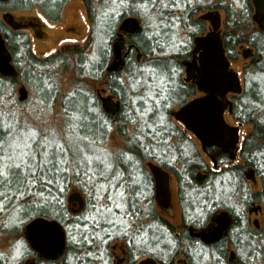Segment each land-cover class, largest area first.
<instances>
[{
	"label": "trees",
	"instance_id": "obj_1",
	"mask_svg": "<svg viewBox=\"0 0 264 264\" xmlns=\"http://www.w3.org/2000/svg\"><path fill=\"white\" fill-rule=\"evenodd\" d=\"M35 1L41 3V1L44 0H33L32 2ZM95 1L103 2V4H105L104 9H108V2H110V0H84L86 10H88L89 19L94 26L98 24L97 19H99L97 16L95 17L97 6L96 3H94ZM175 1H177L178 5L173 6L174 0H172L168 3L169 7L164 9L163 16L169 18V21L174 20L175 17L172 18V16H168L165 12L178 10L175 20L176 24H181L184 28L186 27V24L188 25L190 23V29L194 30L193 33L197 32L196 34L200 33L201 30L206 29L204 28L202 17L199 19L197 18L200 21H195L191 18L194 15H191L193 7H189L188 5L187 8L185 6H183L184 8L182 7V1H185L186 4H188L191 0ZM235 1H238V3L232 2L234 3L231 5L232 8L231 6L225 8L226 17L223 39L227 55L231 61L236 62L238 60L236 49L239 46H249L254 52L251 51L254 55L251 64H254L253 66L255 67L257 66V72L261 71L264 73V57H261V55L264 54V31H258L255 29L251 31L250 35H243L242 31H250L252 29V24H254L251 18L253 7L251 0ZM12 2L10 4L0 2V10L2 11L4 8L14 9L21 4L18 0H15L14 3ZM56 2L57 0H48L46 4L53 3L52 8H54ZM136 2L140 3V0H132L130 3H134V5H132L133 7H130L133 10L126 8L120 9L122 11L120 16H118V14L114 15L113 12L112 15H110L111 12L105 13L104 11V13H102V16L100 17V25L97 26H102L104 30L101 32L97 31V35H100L103 39H108L109 43H106L105 49L100 47L97 51L98 53L95 51V53H93L91 50V46H93L94 42V37L91 36L85 44H65L57 53L43 58L39 57L33 52L29 34L22 31L15 32L3 22L0 17V32L3 34L2 37H4L6 41L9 50L8 53H11L10 55L14 58V64L18 70L17 73L19 74L17 78H7L0 74V144H3L9 139L7 137L8 134L6 129L8 125H14L13 121H15V118L12 119V117L13 114H15L13 113V110H17L15 109V106L18 107V104H22L26 101L22 100L20 90L24 88L27 92V89H32L33 93L38 95V99L41 100L40 106L44 111L52 112L53 108L58 105L60 106V109H62L63 114L68 118V124L66 125L65 130L66 135L58 134L55 138L57 143L65 144L67 147L66 142L69 137L75 139L77 136H84L87 137V139L80 142L81 147L85 145L88 146V149L85 147L84 151H88L92 149V147L97 149L102 143L107 142L110 137V132L112 133V131L115 130L116 132L114 131L113 133L118 136L119 145H121V142L122 144L124 141L126 142L125 146L120 150L121 155L117 154V157L114 160L118 169L122 170L123 167L124 172L122 173H124V176L126 175L124 179L125 181L128 177L126 170L132 165L134 160L139 162L152 160L160 164L163 168L174 173L179 188L181 187L180 174L183 175V178H185L190 184L195 183L197 186L203 188L205 184L202 185V183L204 180H207L206 176L195 173L201 168L209 169L207 162L202 166L198 163L194 166L189 164L187 159L183 162L182 157H179V160L182 161L184 167L178 172L174 166L170 167L157 159L161 154L165 153L169 155V153L173 151V149H171L173 148V143L170 142L172 138L169 140L168 144V137L172 136L174 139H179L178 137H183V134L180 132L171 136H168L167 133L163 134L164 130L161 126L160 128L157 126V120H153L152 116H150L152 113L149 115L151 117L150 120L148 119V116H145L148 120L149 126L146 130L149 129L148 131L151 135V137L147 139L152 140L145 142V144L148 145V149L142 147L143 138L139 133L136 134L139 137L128 139L129 136H131H127V129L129 126H138L141 124V118L134 111V107L139 109V106H141V109L144 108L140 101L135 102L138 104L135 106L133 100L129 98L126 90L128 91L130 86L141 85L142 88L144 87L143 85L155 84L156 81L153 80V76L165 81V91L168 99L165 100L162 95L163 105L156 103L153 106L150 103L149 106L153 107L155 114L158 112L161 115L162 112L164 114L162 117L167 119V124L171 122L170 109L185 104L196 93V87L192 84H184L181 80L182 76L179 73L180 71L178 72L177 70H181V68L184 69L183 61L191 57L190 48L188 47L187 50L183 48L184 52L182 51V53L176 55V58L172 60L164 57L156 58V55L154 56V54L162 53L163 48L161 45L156 44L157 41H155V39H157V37L146 35L147 30L144 28L143 24H141V30H137L127 35V42L131 44V47L134 50L133 54L128 57L124 68L122 70L111 72L108 70L110 61L114 55L113 46L117 43L115 40L118 37L120 39L124 37L123 32L125 31L120 30L121 22H123L122 20L128 16H138V12L135 11ZM44 7V9H47L50 18L54 17L52 18L53 20L59 18L58 13L53 12L49 14L50 10L46 8V6ZM117 19L120 21L119 24L115 22ZM193 37L194 35L192 38ZM137 51H140L143 56L146 57L147 64L137 60ZM248 68L249 66L246 67V70H248ZM173 69L175 71H173ZM172 72H174L173 75L175 78L170 81ZM67 73H71L76 77V85L69 92L62 93L59 85V77ZM18 87H20L18 90L20 97L19 100H16L15 95ZM85 93H88V95ZM141 93L144 95L145 92ZM256 93L257 91L252 87H250L247 92V94H251L250 96L252 98H255ZM244 100V97L235 100L239 121L243 122L245 125L251 123L254 124L251 133L248 136L245 135L242 140L240 157L246 162V165L242 167H228L225 170L231 172L232 169H237L238 174L241 176H243L245 168L257 169L264 167V108L259 114L252 104H245ZM117 102L120 104L117 113H114L105 107V104L114 105L115 111L117 110ZM252 102L254 103L255 101ZM257 102L261 101L259 100ZM263 104L261 103L257 105ZM141 109H139L140 113H142ZM258 114L260 119L257 118ZM8 115H12V117L10 118ZM261 121L263 123H261ZM5 151L8 150L5 149ZM145 151H147V153ZM153 152H156L159 156H154ZM67 155L68 158H70L71 151H69ZM173 158L174 157L170 156L168 160H172ZM124 162H127L128 164L126 165ZM91 167H93L95 172L89 175L82 171L83 168L81 166L78 169L72 168L63 174H57V182L45 186L41 195L35 194L41 191L38 187H30L28 193L25 195L17 193L15 191V186L11 189H0V191H8L10 197L13 195L15 196V199H3L0 201V203H5V201L8 200L6 204L7 206L4 204V214L2 216L3 221H0V230L2 233L23 237L28 242L25 234V226L29 221L38 217L48 220L57 219L64 226H69L70 229L73 228L71 229L73 232H76L73 238L69 237L68 253L62 263H58L56 260L43 259L28 242V245H30L31 248L29 247L28 253L24 255L28 260H25L24 263L21 262V264H118L117 261H115L116 255H112L106 251L103 253L105 256L103 255L104 257H101L99 254L95 255L94 252L99 249V247L95 248L99 237H101L102 241L107 240V244L110 242V233H112L111 227L113 228V226L106 223V220L121 214L124 210L113 209L111 212L104 211L106 207L111 208L112 205L115 206V203H112L106 194V192L112 189V187H109V185L104 183L103 178H105V176L100 174L103 170V164L101 165L94 161ZM87 168H90V166H87ZM98 169L100 170V173L98 172ZM144 170H147L146 166H144ZM77 171L79 172V175H76ZM49 175L52 174L49 173ZM128 182L129 181L127 180L126 186H131L128 185ZM128 188L130 191V197L127 212L130 215L125 212V219L131 222L133 230L128 231L125 234L128 243L123 241V244L120 246L127 250V253L129 254L128 259L123 264H136L140 258L138 255H135L136 257H134L130 246L136 244L133 238L135 234H144L146 232L147 226L144 222L145 219H149L150 217L154 222L166 225L169 229L167 233L171 236L174 233V229L169 226L167 221H162L160 218L157 219V214L152 209L155 203H153L151 199H149V203H146L147 207H149L147 213L140 212L141 203H138L135 200L133 194L135 188ZM72 189L74 191H71ZM183 190L184 189L180 188V192H183L180 194L181 198L185 193ZM101 196L104 198L100 200L102 203H96L97 198H100ZM200 201H204V203H193L197 202V199L191 202L188 200L187 203H192L191 206L194 205V207L202 209L206 204L205 201L208 202L209 200L207 197H202L201 200L200 197ZM76 202L79 203V207H76L74 204ZM8 203H12L11 206L8 205ZM69 203L72 204V208L69 206ZM14 205L18 206V213L20 214L21 222L18 225L11 224L13 227L10 228V224L8 220H6L7 218L4 219V215H10V211L14 210ZM98 205H101L99 210L103 213V216L96 218L94 212ZM150 208L153 210L152 215ZM203 211L204 214L207 213L205 210ZM25 222L27 223L25 224ZM183 224V238L184 240L190 239L189 226L187 225L192 224V226H196L197 224L194 221H191L190 223L184 222ZM246 229L247 231L252 232L249 227ZM117 232H119V230ZM146 233L150 234L151 231L147 230ZM154 237H156V239L158 238L157 236ZM255 240L257 241H254L257 246L255 248L257 249L252 254H248L246 260H243L241 257L236 258L235 256H232L236 255V252L232 248V244H227L228 239L225 243L222 242L220 244L217 249V254L221 258L223 257L228 264H262L264 259V248L262 247L260 240L264 245V233H260ZM156 241L157 240L154 242ZM194 243L191 245L194 246ZM146 252L140 253L139 256L152 255L160 263L167 264L153 253ZM184 254L185 257H187L188 254ZM257 258H259L260 263L256 260ZM70 259L71 261L69 263ZM103 259H105V262H100L103 261ZM5 262V257L1 256L0 264H7Z\"/></svg>",
	"mask_w": 264,
	"mask_h": 264
},
{
	"label": "rangeland",
	"instance_id": "obj_2",
	"mask_svg": "<svg viewBox=\"0 0 264 264\" xmlns=\"http://www.w3.org/2000/svg\"><path fill=\"white\" fill-rule=\"evenodd\" d=\"M131 1L132 0H122V1L110 0V2H108L109 3L108 9L107 8L104 9L105 4H103V2L95 1L94 3H96L97 5L96 11H95V17L97 16L99 18L97 19L98 21L97 25H100V21H101L100 17L102 16V13H104V11L105 13L111 12L110 15H112V12H113L114 15L118 14V16H120L122 14V11L120 9H123V8L131 9L130 7H133L132 5H134V3L130 4ZM171 1L172 0H156V8L153 9L151 8V5H150V12L148 14H145L143 10L141 8H138L137 6L144 4V3H149V0H140V3L139 2L135 3L136 8L134 7L135 11L138 12L137 19L141 21V24H143V26L147 30L146 35L157 37V39H155V41H157L156 44L161 45L163 48L162 53H155L154 56L156 55L155 56L156 58L158 57L169 58L170 60L176 58V55H178L179 53H182V51L184 52L182 48L183 44L191 42L192 33L194 32L193 29H190L191 28L190 23L188 25L186 24V27L184 28L181 26V24H176L175 20H176V14L178 10L165 12L166 14H168V16H172V18L175 17V19L169 21V18L163 16L164 20L167 21V23L165 25H162L159 28L156 27V24L159 23L158 19H149V15L153 17H156L157 13L164 15L163 13L164 8H162V4H168ZM232 2L238 3V1H235V0H191L188 4H186L185 1H182V7L185 6L187 8V5L189 7H193L191 15L192 14L194 15L192 17L190 15V17L195 21H200L198 19L201 18V12L204 11L205 13L208 10L210 11L212 10V12H216L219 14L220 20L224 23L225 17H226L225 8L233 5L234 3ZM251 3L253 5L252 7L255 9L253 1ZM173 4L178 5L177 1L175 0ZM213 10H216V11H213ZM43 11L46 12L45 9H43ZM62 12H63L62 18L58 22H50L49 20L46 19L47 24H45V27L43 26V28H45V33H46V36L44 38L33 37L32 34H30V36H32L31 43L34 48L33 51H36L34 52L36 55L42 58L47 57V55L49 54L50 55L55 54L56 53L55 51L60 49L63 45L74 44L77 41L81 42L79 44H85L90 39L91 36L94 37L93 46H91V50L93 53L95 52L98 53L97 51L100 47H103L102 49L106 48V43H109L108 39H103L101 38L100 35H97V31L101 32L102 30H104V28L102 26H97V25L94 26V24L89 19L88 10H86V7L83 2L78 1V0H72L64 7ZM11 14L16 16L15 17L16 20H18L17 18L19 17H20L19 19L22 18V19H33V20L35 19V17L37 19L45 18V15L42 13V11L38 10L37 7L34 9V11L33 10H29L25 12L11 11L9 15ZM202 19H203L202 21H204V28L208 30L209 29L208 25L210 24L209 20L205 18H202ZM42 21H45V20L42 19ZM115 22L119 24L120 21L117 19ZM185 23H188V22H185ZM63 26L65 28H63ZM257 27H258L257 25L252 24V29L250 31L248 32L242 31V33L243 35L245 34L250 35L251 31L257 29ZM247 49L245 47L244 48L238 47L236 49V55L238 57V60L236 62L234 61L235 63L232 62V65L236 71L238 72L243 71L247 73L245 74V79L243 80L244 82L242 83L241 93L243 94V97L245 99L244 100L245 104L246 103L252 104L254 108L260 114V111H262L264 108V104H263L264 103L263 101L264 100V73H262L261 71L257 72V66L255 67L253 66L254 64H251L252 62L251 58L246 59L245 57L243 58L241 54H239L241 53L242 50H247ZM140 55H141L142 62L145 64L146 57H144L142 53ZM261 57H264V54L261 55ZM247 66H249L248 70H246ZM177 70L178 72L180 71L179 73L181 76L185 74L186 72L185 68L184 69L181 68V70L180 69H177ZM173 71L175 70L173 69ZM173 74L174 72H172L171 74L170 81L174 80L175 78ZM75 78L76 77L71 73H67L59 77V82H60L59 85L61 87L62 93L63 92L67 93L71 89H73V87L76 85ZM143 86L144 87L142 88H141V85L132 86V87L130 86V88H128V91L126 90V93L129 95V98L133 100V103L135 104V106L138 105L135 102L140 101V103H142V106L145 107L142 97L147 95V91H146L147 85H143ZM20 87L16 89L17 91L15 90L16 100H19V97H20L18 94V90ZM250 87L254 88V90L257 91L255 98H252L250 96L251 94H247ZM141 89H144V90H141ZM141 92H145L144 95H142ZM26 93H27V96H26ZM26 93H25L24 98L22 99L26 101L22 104H18V107L14 105L15 109L17 110H13V113H15L13 114V117L12 115H8L10 118L12 117V119L15 118V121H13L14 125L12 126L15 129H18L20 131H25L28 129H35L41 135H47L50 139H53V138L55 139L58 134L66 135L65 130H66V125L68 124V118L66 115L63 114V111L62 109H60V106L56 105L55 108H53L52 112L44 111L42 107L40 106L41 100L38 99L39 98L38 95L33 93L32 89H27ZM85 94L88 95V93H85ZM199 94L200 96L203 95L202 92H199ZM195 95H198V89H196ZM195 95H193L192 97H194ZM259 100L261 102H257ZM252 101H255V102L253 103ZM150 103L151 102H149V104ZM255 103L257 104L262 103L263 105H257ZM159 104L163 105L162 97L160 98ZM140 107L141 106H139V109H141ZM136 108L134 107V111L136 112L137 115L140 116L141 124L138 126H129V128L127 129V136L131 135L128 138V139H131L132 137L134 138L139 137L138 135H136L139 133L144 140V141L142 140L143 142L142 147H144L145 149H148V145L145 144V142L152 141V140L147 139L151 137L148 131L149 129L146 130L149 126L145 127L144 125V121L147 120V118L143 116V113L139 112L140 110L138 108L136 110ZM259 114L257 115L258 119H260ZM162 115L164 116L162 112H161V115L157 112V114H154V115L151 114L150 116H152L153 120H157V123H158L157 126L159 128L161 126L162 129L164 130L163 134L167 133L168 136L174 135L177 132H180L182 134L179 124L173 119L174 117L173 118L170 117L171 122L167 124V119L165 117H162ZM261 123L263 122L261 121ZM228 124L231 125L230 123ZM181 126L185 128L184 125H181ZM245 127H246L245 132L248 133L247 134L248 136L251 133V129L254 127V124L252 123L246 124ZM114 131L115 130H113L112 133ZM112 133L110 132V137L106 143H102L99 147H97V149L92 147V149L88 151L87 150L84 151V154L90 157H94V156L100 157L101 159L111 164V169L108 170L104 175V176H107L108 178H103L104 183L106 185H109V187H112V189L106 192V194L108 195V198L110 196L113 197L115 199V203H120L123 208L122 210L124 211H122L121 214L113 218H109L110 220L114 221V223L109 224L113 226V228L111 227L112 233H110V242L107 244V240L102 241L101 237H99L98 242L95 245V248L99 247V249H97L98 251H95L94 253L95 255L99 254V256L104 257L105 254L103 253L108 251V253L112 255H116L115 261L118 262L119 260L122 259V256H120L121 255L120 252H118L120 251V248H121L120 245L123 244V241L128 243V239L125 238L126 237L125 234L126 232L133 230L131 222L125 219V212L128 215H130L127 212V207L129 203V197H130L129 196L130 191L128 187L135 188L134 193H133L134 198L138 203H141L140 212H144L145 214L147 213L149 209L146 203H149V199L152 200L151 196L153 194L152 192L153 189L150 186V178H149L150 173L148 172L150 168H149V165L147 164L148 162L147 160L143 162L134 160L132 165L127 168L126 174L128 175V177L126 181L124 180L126 175L124 176V173H122L124 172L123 167H122V170L118 169L114 160L116 159L117 154L121 155L120 150L122 147L125 146L126 142L123 140L124 143L122 144L121 142V145H119L118 136L115 133L113 134ZM189 135H190L189 138L183 135V137L179 136L180 137L179 139H174L172 136L168 137V144H169V140L172 138L170 142L173 143V148H171L173 149V151H171L169 155L163 153L160 156L156 152H153L154 156H159L157 158L159 161L164 162L170 167L174 166L176 169H180L184 167L182 164V161L185 162V159H187L189 164H192L194 166H196L197 163L202 166L206 164V162L208 161L211 162L210 161L211 159L209 158V156L203 153L200 142L197 139V137L193 133ZM7 137L9 138V135ZM82 147L84 148V150H85V147L88 149L87 145L82 146ZM145 152L147 153V151ZM170 156L174 158L172 160H168ZM179 157H182V161L179 160ZM124 164L127 165L128 163L124 162ZM236 164H237L236 166H241L242 164L243 166H245L246 162L244 160L242 162L241 161L239 162V160H236ZM143 165L146 166L147 172L144 170ZM81 167L83 168L82 171L86 172V174L88 175L95 172L93 167H91V165H90V168H87V166H81ZM99 169H98V172L100 173ZM103 169H104V165H103ZM249 169L250 168H247L248 171ZM204 170L205 168H201L199 171L203 172ZM195 174H197V172ZM180 177H181V182L183 181L182 183L180 182L181 188L184 189L183 191L185 192L182 195V199L184 201L189 200L191 202L197 199V202H193V203H204V201L203 202L200 201V197H201V200H202V197H207L209 200L208 202L205 201L206 204L203 206L204 208L202 209L196 208L194 207V205L191 206L192 204L190 206H186L185 208H183L182 215L185 214L189 219L187 223L194 221L196 222L197 225L199 223L201 224V219L204 214L203 210L207 212V215L211 216L214 214V212H216L219 209H229L230 212L235 214L238 220L237 226L233 229V232H236V231L237 232L233 234L231 237H229V239H230V242L232 243V248L236 252L235 257L236 258L241 257L243 260H246L247 255L252 254L257 249L255 248L257 246L254 242L256 241L255 240L256 237H253L255 234L258 233L253 229L257 227L255 225L256 219H258V222L260 223L262 229H264V217L263 218L261 217V216H264V214L258 215L255 209L248 210V206L254 204L253 205L254 207L255 205L259 204V203H253L256 200L254 198V195L252 196L254 192H257V190L260 189V187H253L255 183L254 181L255 178H256V182H259L258 177L256 175H254V177L245 175V170H244L243 176H241L238 174L237 169H232L231 172L222 171L219 174H215V173H213V175L208 174L206 176L207 180H204V182L202 183V185L205 184L203 188L197 186V184L195 183L190 184L188 181L185 182L186 179L183 178L184 176L181 174H180ZM127 180L129 181L128 185H131V186H126ZM176 184H177L176 178L173 179L171 177L170 194H171V204L173 208L172 209L173 214L171 215L169 211L162 210L158 206L157 203H155L154 207L152 208L154 212L157 214V219L160 218L162 221L163 220L167 221L169 223V226L172 229H174V233L171 236L169 235V233H167L169 229L166 225L164 224L162 225L157 222H154L150 217L149 219H145L144 222L146 223V226H147L146 232L147 230L151 231L150 233L151 236L150 234H147L146 232L144 234H135L133 236L136 244L133 246H130V249L132 250L134 257H136L135 255H138V257L141 260L142 257H140L139 254L148 251L149 253H153L154 255H156L163 261L169 262L170 260L171 263H175L177 258L181 257L182 255L185 256L184 253H186L188 254L187 257L194 264H228L223 259V257L221 258L217 254L218 252L217 249L219 248L220 244H213L210 246L205 244V247H208V248L203 249L202 251H199V252H196L197 250H199V248L201 249L199 245L204 244V243L195 242L194 246L191 245L190 246L191 248H186L188 247L186 246L187 243L183 238L182 229L179 228L181 225H183V222L181 220L182 218L181 211H180L181 201L179 199V194H178V186H177L178 184L177 185ZM71 191H74V190L72 189ZM120 192L124 193L123 199H121L118 195V193ZM102 198H103L102 196L100 198H97L96 203H100L101 202L100 200H102ZM111 201L112 203H114L113 200ZM7 202L8 200L5 201V203H0L3 205L2 207H0V221H3V218H2L4 214L3 210ZM11 204L12 203H8V205L10 206ZM74 204L76 205V207H79V203L76 202ZM69 206L71 208L73 207L71 203H69ZM100 206L101 205H98L95 209L94 213H95L96 218L103 216L102 215L103 213H101V211L99 210ZM13 208L14 210L10 211L11 213L10 215L8 216L4 215V219L7 218L6 220H8L10 224V228L13 227L11 226V224L18 225L21 222L20 214L18 213V206L14 205ZM111 209L113 210L117 208L114 205H112ZM152 209L150 208L151 215L153 214ZM174 214L175 215L177 214V217ZM248 220H249V223H246ZM27 222H25V224ZM247 227H249V229L252 232L247 231L246 229ZM71 229L69 228V226L66 227L65 229L67 233V243L69 241V237L73 238L76 234V232H73ZM118 230L119 232H117ZM260 233H264V230ZM154 236H157L158 238L156 239V237ZM141 239L144 241L143 244L139 243ZM155 240L157 241L154 242ZM214 241H217V240H214ZM260 243L262 247L264 248V245L261 240H260ZM18 245L20 246L21 252L23 253V255L19 257L16 256V251H15ZM114 245H116L118 249L117 251L116 249H114L115 247ZM29 247L30 245H28V242L23 237L4 234L0 230V257L1 256L5 257L6 259L5 263L7 264H21V262L24 263L25 260L26 261L28 260V258L25 257L24 255L28 253ZM256 260L260 263L259 258H257ZM70 261L71 259L69 260V263ZM100 262H105V259H103V261H100ZM262 264H264V259L262 261Z\"/></svg>",
	"mask_w": 264,
	"mask_h": 264
},
{
	"label": "water",
	"instance_id": "obj_3",
	"mask_svg": "<svg viewBox=\"0 0 264 264\" xmlns=\"http://www.w3.org/2000/svg\"><path fill=\"white\" fill-rule=\"evenodd\" d=\"M255 6L254 20L264 22V0H252ZM203 18L212 24V30L195 38L194 56L192 60L183 61L187 78L193 80L203 95L190 100L179 109H172L171 116L183 123L201 143L206 155L210 157L215 168L235 163L238 155L240 132L238 126H231L225 119V110L230 104L227 94L240 93L242 84L239 73L234 70L223 45L220 35L221 20L216 12H206ZM140 28L136 18H126L121 31ZM0 32V72L17 77L18 73L11 62V55L3 46ZM114 61L108 70H122L126 64L120 42L113 46ZM22 99L26 91L21 90ZM109 99V98H108ZM119 111V103L117 102ZM156 185V201L162 210L172 213L170 194V174L153 162H148ZM227 217H224V222ZM26 237L32 248L45 258L63 262L66 249V232L56 219L35 218L25 226ZM213 240V239H212ZM140 264H158L155 259L147 257ZM178 264H188L180 259Z\"/></svg>",
	"mask_w": 264,
	"mask_h": 264
},
{
	"label": "flooded vegetation",
	"instance_id": "obj_4",
	"mask_svg": "<svg viewBox=\"0 0 264 264\" xmlns=\"http://www.w3.org/2000/svg\"><path fill=\"white\" fill-rule=\"evenodd\" d=\"M13 1V2H12ZM14 1L15 0H0V2L1 3H6V4H10L11 2L12 3H14ZM21 4H20V6H18L17 8H14V9H8V8H4L2 11L0 10V16H2L1 17V19H2V21L3 22H5L10 28H12L15 32H20V31H22V32H25V33H27V34H29V36H30V34H32V36L33 37H39V38H44L45 36H46V33H45V28H43V26L45 27V24H47V21H46V19L47 20H49L50 22H58V21H60L61 20V16H62V14H63V12L61 13V15L59 16V18L57 19V20H53L52 18H50V16L48 15V11H47V9H45L46 10V12L45 11H43V9L45 8L44 6H46V8H48L50 11H49V13H59L61 10L63 11V9H64V7L70 2V1H72V0H57V2H56V4H55V6H54V8H52L53 7V3H50V4H46V2L48 1V0H44V1H42V3H40V2H37V1H35V2H32L33 0H18ZM78 1H81V2H83L84 3V5H85V2H84V0H78ZM44 2V3H43ZM252 4V3H251ZM253 6V5H252ZM38 8V10H40V11H42V13L45 15V18H42L43 20H45V21H42V19L40 18V19H37L36 17H35V19L33 20V19H19V18H17L18 20H16V16H14L13 14H11V15H9L10 14V12L11 11H14V12H25V11H29V10H33L34 11V9L35 8ZM254 9V8H253ZM53 10V11H52ZM212 11V10H211ZM213 11H216V10H213ZM207 12V11H206ZM254 12H255V9L253 10V12H252V16H253V18H252V20H253V22H254V24L255 25H257L258 27H257V29L256 30H258V31H264V22L262 23V24H260V23H258L257 21H255L254 20ZM203 13H204V11L203 12H201V17H202V15H203ZM21 14V13H20ZM203 18V17H202ZM126 18H124L122 21H124ZM141 23V22H140ZM208 23V22H207ZM209 29L207 30V29H205V30H201L200 31V33H198V34H196L197 32H195V33H193L192 34V36L194 35V37L192 38L191 37V42L189 43H184L183 44V47L182 48H184V49H186L187 50V48L189 47L190 48V55H191V57L190 58H188V59H190V60H192V58H193V56H194V54H193V52H194V47H195V38L199 35V34H201V35H203V34H206L207 32H209L210 30H212V24H211V22L209 21ZM121 24H122V22H121ZM221 24H223V25H221V29H220V35H221V38H222V40H223V43H224V39H223V34H224V32H223V30H224V25H225V21H224V23L221 21ZM121 26V25H120ZM141 27V26H140ZM63 28H65L64 26H63ZM208 28V27H207ZM137 30H141V28H138V29H136V30H130V31H125V32H123L124 34H123V38H117L116 40H115V42H120V44H121V46H122V49H123V56H124V59H125V61H127V59H128V57L129 56H131L132 54H133V48L131 47V44L130 43H128L127 42V40H128V38H127V35H129V34H131V33H133V32H135V31H137ZM3 35V34H2ZM122 35V34H121ZM32 36H30V41H32ZM200 36V35H199ZM3 46H4V48H6V50H8V47H7V44H6V41H5V39H4V37H3ZM117 40H119V41H117ZM79 43H81L80 41H77L76 43H74V44H79ZM224 47H225V45H224ZM240 48H244L243 46H239ZM247 50H242L241 51V53H239V54H241L242 56H243V58L245 57L246 59H248V58H251V60H252V58L254 57V55L252 54V52H253V50H252V48L250 49V47L249 46H246L245 47ZM32 49L34 50V48H33V45H32ZM60 49H58V50H56L55 52L57 53L58 51H59ZM252 51V52H251ZM7 52H9V50L7 51ZM33 52H36V51H33ZM254 53V52H253ZM11 54V53H10ZM136 54H138L136 57H137V60H140V58H141V52L139 51H137V53ZM52 55V54H51ZM47 56H50V54L49 55H47ZM11 62H12V64L15 66V64H14V58H13V56L11 55ZM19 59H20V56H19ZM188 59H185V60H188ZM237 59H238V57H237ZM114 61V55H113V57H112V60L110 61V63H112ZM233 63H235L234 61H232ZM15 68H16V66H15ZM16 70H17V68H16ZM17 72H18V70H17ZM0 74L1 75H3V76H5V77H7V78H9V77H12V76H10V74H2L1 72H0ZM19 75V74H18ZM17 75V76H18ZM15 78H17V77H15ZM181 80H182V82L184 83V84H192V85H194L195 87H196V89H198V86L196 85V83H194L193 82V80H189L188 78H187V73L185 72V74H183L182 75V77H181ZM200 96V94H199V90H198V95H195L194 97L196 98V97H199ZM202 96V95H201ZM194 97H192L191 99H189L188 101H190V100H192ZM240 97H243V94L240 92V93H237V92H230L229 94H227V98H228V100L230 101V104H228V107L226 108V110H225V119H226V121L228 122V123H230L232 126H238L239 127V132H240V143H241V138H242V136L243 135H247V133H245V130H246V127H245V124H243V122H241V121H239V116H238V109H237V105H236V99H238V98H240ZM187 101V102H188ZM113 102V101H112ZM186 102V103H187ZM185 103V104H186ZM184 105V104H183ZM182 105V106H183ZM105 107L106 108H108L110 111H112V112H115L114 111V105H106L105 104ZM178 107H181V106H177V108ZM170 114H171V112H170ZM171 118H173L172 116H171ZM173 119H175V118H173ZM175 121L176 122H179L178 120H176L175 119ZM179 124V126H180V128H181V132H182V134L185 136V137H187V138H189V134H191L190 132H188L189 130H187L186 128H183L181 125H182V123L181 122H179L178 123ZM181 124V125H180ZM234 124V125H233ZM187 130V131H186ZM178 138H180V137H178ZM240 143H239V146H238V160H239V162L241 161H243V159L240 157V152H241V149H242V146H240ZM211 161V160H210ZM208 163V166H209V169H205L203 172L202 171H199V170H197L196 172H197V174H202V175H204V176H207L208 174L209 175H211L212 173H215V174H219L220 172H218L220 169H218V170H216L215 168H213V166H212V164H210L211 162H207ZM235 165H237L236 163H235ZM239 165H241V164H239ZM243 166V164L241 165V166H238V167H242ZM181 169V168H180ZM180 169H176L178 172L180 171ZM169 174H170V176L174 179V178H176L175 177V175H174V173L172 172V171H170V170H168V169H165ZM226 169H223L222 171H225ZM149 173H150V186H151V188L153 189V194H152V202L153 203H157L156 202V199H155V192H156V185H155V180H154V177H153V175L151 174V172H150V170L148 171ZM199 172H201V173H199ZM212 172V173H211ZM216 172H218V173H216ZM245 175H247V176H252V177H254V175H256L257 177H258V181L259 182H256V178H255V183H254V185H253V187H260V189H258L257 190V192H254L253 194H252V196L254 195V198H255V202H253V203H259V204H257V205H255L254 207H253V205H250V206H248V210L250 209H255L256 210V212H257V214L258 215H263L264 214V167H260V168H250L249 169V171L247 170V169H245ZM185 181H187V180H185ZM183 182V181H182ZM181 182V183H182ZM191 182V181H190ZM180 183V184H181ZM177 185V184H176ZM178 186V185H177ZM181 188V187H180ZM180 188H179V186H178V194H179V199H180V201H181V203H180V206H181V209H180V211H181V220H182V222L184 223V222H188L189 221V219H188V217L184 214V215H182L183 214V208H185L186 206H190L192 203H187V201H184L182 198H181V196H180V194H182L181 192H180ZM151 189V190H152ZM233 203H235V202H233ZM238 203V202H237ZM248 203V202H247ZM215 211V210H214ZM213 211V212H214ZM212 212V213H213ZM211 214V213H210ZM172 215V214H171ZM175 215V214H174ZM176 217H177V214L175 215ZM204 216H206V217H204ZM224 217H227V220L224 222ZM262 218L264 217V216H261ZM241 219V218H240ZM241 221V220H240ZM246 223H249V220L246 222ZM254 223V222H253ZM237 224H238V220H237V218H236V216H235V214H233L232 212H230L229 211V209H219V210H217L216 212H214V214L213 215H211V216H209V215H207V213H205V214H203V217H202V219H201V224L199 223L198 225H196V226H192V224L191 225H189V234H190V239H186L185 241H186V243H187V245L186 246H188V247H186V248H191L190 246H191V244L192 243H194V242H198V243H204V244H198L200 247H201V249L199 248V250H197L196 252H199V251H202L203 249H206V248H208V247H205V244L206 245H213V244H221L222 242L223 243H225L226 242V240L228 239V242H227V244H232L231 242H230V239H229V237H231L233 234H235L236 232H233V229L237 226ZM184 225V224H183ZM183 225H181L182 227H183ZM255 225L257 226L256 228H253L256 232H258L257 234H255L254 236L255 237H258V235H260V232H262L264 229H262V227H261V225H260V223L258 222V219H256V221H255ZM179 227L180 229H182V227ZM198 227V228H197ZM176 235H178V234H176ZM213 239V240H212ZM214 240H217V241H214ZM230 242V243H229ZM179 244V243H178ZM180 245V244H179ZM66 248L68 249V245L66 244ZM115 247H114V249H116V251L118 250L117 249V247H116V245H114ZM204 246V247H203ZM67 249H66V252H65V257L67 256L66 254L68 253L67 252ZM118 252H120V256H122V259L121 260H119L117 263L118 264H122V263H125V261L128 259V257H129V254L127 253V250H125L124 248H120V251H118ZM233 254H235V253H233ZM41 257H43L44 258V256L42 255V254H39ZM148 256V255H147ZM232 256H235V255H232ZM180 259H183V260H185L188 264H194L189 258V261L191 262H189L188 261V259L185 257V256H181V257H179V258H177V260H176V262L175 263H171L170 262V260H169V262H166L165 261V263H167V264H178V260H180ZM155 260L159 263V264H163V263H160L156 258H155ZM231 260V259H230ZM232 261V260H231ZM139 262H140V259L138 260V262L136 263V264H139Z\"/></svg>",
	"mask_w": 264,
	"mask_h": 264
},
{
	"label": "snow or ice",
	"instance_id": "obj_5",
	"mask_svg": "<svg viewBox=\"0 0 264 264\" xmlns=\"http://www.w3.org/2000/svg\"><path fill=\"white\" fill-rule=\"evenodd\" d=\"M150 5L151 8H156V0H149V3L137 7L148 14ZM168 7V4H162V8L166 9ZM149 19H158L159 23L156 24L158 28L167 23L160 13H157L156 17L149 15ZM152 78L156 83L147 85V95L142 97L145 107L141 109L143 116H148L149 120L151 119L149 113L155 114L153 107L149 106V102L154 106L160 102L162 95L165 100L168 99L165 91V81L156 76ZM144 125L148 127V120L144 121ZM7 134L9 139L0 144V189H11L15 186L17 193L25 195L30 187H38L41 191L35 194L41 195L45 186L57 182V174L66 173L72 168L78 169L80 166H90L96 161L98 164L104 165V169L100 173L102 176L111 169V164L100 157H90L84 154L80 142L87 139V137L77 136L75 139L69 137L66 147L65 144L57 143L54 138L50 139L47 135H41L35 129L20 131L12 125H8ZM5 149L8 151H5ZM69 151H71L70 158L67 155ZM49 173L52 175H49ZM76 175H79L78 171ZM105 178L107 177L105 176ZM118 195L121 199L124 198L123 192L118 193ZM3 199H15V196L10 197L8 191H0V201ZM109 199L115 203L113 197L110 196ZM2 206L0 204V207ZM115 207L122 210L120 203H115ZM104 211L111 212L112 209L106 207ZM106 223L112 224L114 221L109 219L106 220ZM139 243L143 244L144 241L141 239ZM15 251L17 257L23 255L19 245Z\"/></svg>",
	"mask_w": 264,
	"mask_h": 264
},
{
	"label": "bare ground",
	"instance_id": "obj_6",
	"mask_svg": "<svg viewBox=\"0 0 264 264\" xmlns=\"http://www.w3.org/2000/svg\"><path fill=\"white\" fill-rule=\"evenodd\" d=\"M252 2V1H251ZM85 7H86V5H85ZM61 13H62V10L58 13V15L60 16L61 15ZM50 14V13H49ZM51 15H53V14H51ZM63 15V14H62ZM62 17V16H61ZM52 18H54V17H52ZM126 18H138L137 16H128V17H126ZM141 22V21H140ZM145 28V27H144ZM146 29V28H145ZM238 72V71H237ZM239 73V77H240V80H241V84L244 82L243 80L245 79V74H247V73H245V72H238ZM247 76V75H246ZM146 259V258H145Z\"/></svg>",
	"mask_w": 264,
	"mask_h": 264
}]
</instances>
